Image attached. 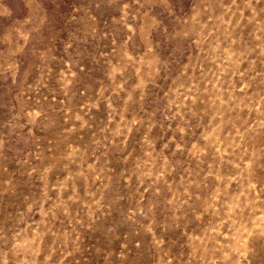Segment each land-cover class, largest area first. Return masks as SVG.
I'll return each mask as SVG.
<instances>
[{"label":"rangeland","instance_id":"1","mask_svg":"<svg viewBox=\"0 0 264 264\" xmlns=\"http://www.w3.org/2000/svg\"><path fill=\"white\" fill-rule=\"evenodd\" d=\"M0 264H264V0H0Z\"/></svg>","mask_w":264,"mask_h":264}]
</instances>
